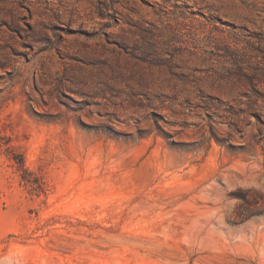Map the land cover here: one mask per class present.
<instances>
[{
	"label": "rangeland",
	"instance_id": "rangeland-1",
	"mask_svg": "<svg viewBox=\"0 0 264 264\" xmlns=\"http://www.w3.org/2000/svg\"><path fill=\"white\" fill-rule=\"evenodd\" d=\"M0 264H264V0H0Z\"/></svg>",
	"mask_w": 264,
	"mask_h": 264
},
{
	"label": "bare ground",
	"instance_id": "bare-ground-1",
	"mask_svg": "<svg viewBox=\"0 0 264 264\" xmlns=\"http://www.w3.org/2000/svg\"><path fill=\"white\" fill-rule=\"evenodd\" d=\"M94 56H95V55H94ZM74 57H77V56H74ZM92 57H93V56H92ZM77 58H78V59H81V61H82V62L86 61V59L84 60L83 58H80V57H77ZM90 67H93V68H95V66H94V65H90ZM104 69H105V68H104ZM104 69H103V70H104Z\"/></svg>",
	"mask_w": 264,
	"mask_h": 264
}]
</instances>
